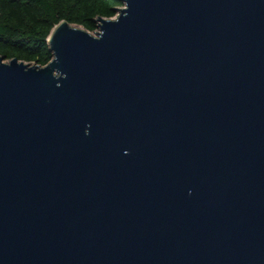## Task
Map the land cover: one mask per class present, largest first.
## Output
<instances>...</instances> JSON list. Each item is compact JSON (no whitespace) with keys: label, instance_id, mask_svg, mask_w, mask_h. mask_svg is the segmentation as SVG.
<instances>
[{"label":"water","instance_id":"95a60500","mask_svg":"<svg viewBox=\"0 0 264 264\" xmlns=\"http://www.w3.org/2000/svg\"><path fill=\"white\" fill-rule=\"evenodd\" d=\"M0 56V264H264V0H122Z\"/></svg>","mask_w":264,"mask_h":264},{"label":"trees","instance_id":"16d2710c","mask_svg":"<svg viewBox=\"0 0 264 264\" xmlns=\"http://www.w3.org/2000/svg\"><path fill=\"white\" fill-rule=\"evenodd\" d=\"M122 0H0V56L47 65L53 59L48 38L61 21L98 29V17L113 18Z\"/></svg>","mask_w":264,"mask_h":264},{"label":"rangeland","instance_id":"374dc122","mask_svg":"<svg viewBox=\"0 0 264 264\" xmlns=\"http://www.w3.org/2000/svg\"><path fill=\"white\" fill-rule=\"evenodd\" d=\"M118 15H119V13H117V15L113 18H116ZM98 31H100L99 24H98V29L95 32H91V33L96 36Z\"/></svg>","mask_w":264,"mask_h":264}]
</instances>
